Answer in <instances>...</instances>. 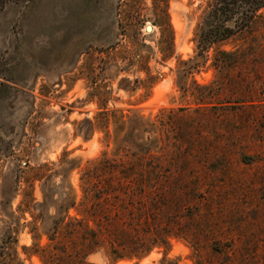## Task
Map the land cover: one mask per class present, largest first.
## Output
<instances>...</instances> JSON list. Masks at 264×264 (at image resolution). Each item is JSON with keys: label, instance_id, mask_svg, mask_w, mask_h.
<instances>
[{"label": "rangeland", "instance_id": "obj_1", "mask_svg": "<svg viewBox=\"0 0 264 264\" xmlns=\"http://www.w3.org/2000/svg\"><path fill=\"white\" fill-rule=\"evenodd\" d=\"M207 8L208 0L0 7V264H264V8L217 45L234 57L214 59L212 47L193 59ZM102 105L142 118L130 148L150 147L145 165L163 174L146 221L104 224L93 236L95 224L79 222L82 174L104 153L122 154L114 119L96 125Z\"/></svg>", "mask_w": 264, "mask_h": 264}, {"label": "trees", "instance_id": "obj_2", "mask_svg": "<svg viewBox=\"0 0 264 264\" xmlns=\"http://www.w3.org/2000/svg\"><path fill=\"white\" fill-rule=\"evenodd\" d=\"M7 0H0V7ZM264 8V0H208V8L198 25L196 35V55L206 56L207 51L214 47L215 59L216 54L224 57H234L236 51H227L219 49L217 45L230 39L239 31L248 29L251 24L259 16L258 11ZM160 13L165 18L166 30H164L165 47L162 50L164 55L170 53L169 47L172 45V30L167 23L168 15L166 8L160 10ZM166 48V49H165ZM216 68L223 66L220 63H213ZM198 62L194 60V65L189 68H195ZM101 110L95 115L96 125L100 128H107L111 118H113V139L119 140L118 149L122 154L117 158L115 156L108 157L105 153L97 160H92L85 168L82 180V197L80 205L86 204L84 208L85 217L79 222L85 223L91 220L96 226L95 229L89 228V232L93 236L100 234L101 228L111 226L113 223L124 225L126 220H135L142 223L146 221V216L143 218L141 214H146L148 206L145 207V202L149 205V210L155 211L154 204L157 201L156 185L161 180L163 172L151 163L145 164L154 158L155 155L151 152L150 147L139 146V149H131L132 136L135 135L143 126L141 117H128L125 119L123 115L115 116L114 110L108 111L104 105ZM85 123L90 127H94L95 123L86 120ZM142 131H144L142 127ZM107 133V129H106ZM120 133H124L122 137ZM144 150V151H141ZM158 192V190H157ZM154 195H151V194ZM137 204L136 208L128 207ZM113 206L114 213H111ZM136 209L135 212L140 214L134 219L127 218L126 215L130 210ZM162 244L166 245L167 241L163 239ZM146 252L147 248H144ZM143 249V250H144ZM113 259H119L121 254L113 253ZM162 264H175L174 261L162 258Z\"/></svg>", "mask_w": 264, "mask_h": 264}, {"label": "water", "instance_id": "obj_3", "mask_svg": "<svg viewBox=\"0 0 264 264\" xmlns=\"http://www.w3.org/2000/svg\"><path fill=\"white\" fill-rule=\"evenodd\" d=\"M145 29H146L147 31L150 30L149 25H146V26H145Z\"/></svg>", "mask_w": 264, "mask_h": 264}]
</instances>
